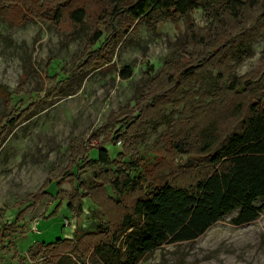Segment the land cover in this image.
I'll use <instances>...</instances> for the list:
<instances>
[{"label": "rangeland", "instance_id": "374dc122", "mask_svg": "<svg viewBox=\"0 0 264 264\" xmlns=\"http://www.w3.org/2000/svg\"><path fill=\"white\" fill-rule=\"evenodd\" d=\"M135 1L0 0V119L18 121L0 132V264H89L137 198L210 174L251 106L264 111L262 2L238 19L220 8L134 19L123 9ZM98 150L108 164L93 162ZM126 176L137 187L118 194ZM235 215L138 264H264V211Z\"/></svg>", "mask_w": 264, "mask_h": 264}, {"label": "trees", "instance_id": "16d2710c", "mask_svg": "<svg viewBox=\"0 0 264 264\" xmlns=\"http://www.w3.org/2000/svg\"><path fill=\"white\" fill-rule=\"evenodd\" d=\"M261 2L264 7V0H136L123 10L138 19L156 11L185 15L196 8L215 11L220 8L238 19L244 7ZM117 10L114 9L113 14ZM69 15L72 21L81 23L85 11L77 8ZM99 37L97 32L95 40ZM120 76L130 77V68H122ZM0 99L5 104L10 101V93L4 84H0ZM253 107L242 129L230 135L212 154L210 163L217 168L194 184L179 186L164 182L137 198L111 235L92 244L89 264H138L145 254L163 244L195 240L211 225L234 211L236 215L230 221L232 224L254 221L264 211V111ZM17 124L13 116L6 118L2 125L0 119V132L8 134ZM93 162L108 164V153L98 150L97 159ZM111 184L118 194L131 192L137 187V182L128 176L115 179ZM259 200L262 203L256 206ZM64 240L57 238L53 242L39 244L43 247L56 246ZM77 259L85 262L82 257ZM71 262L77 264V261Z\"/></svg>", "mask_w": 264, "mask_h": 264}]
</instances>
